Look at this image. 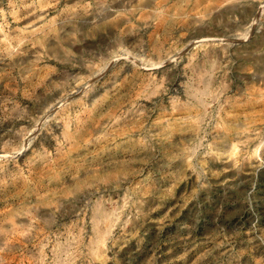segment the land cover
<instances>
[{
    "label": "rangeland",
    "instance_id": "1",
    "mask_svg": "<svg viewBox=\"0 0 264 264\" xmlns=\"http://www.w3.org/2000/svg\"><path fill=\"white\" fill-rule=\"evenodd\" d=\"M0 264H264V0H0Z\"/></svg>",
    "mask_w": 264,
    "mask_h": 264
}]
</instances>
